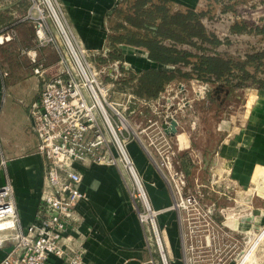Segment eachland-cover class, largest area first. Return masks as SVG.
<instances>
[{"label": "built area", "instance_id": "2783aa9c", "mask_svg": "<svg viewBox=\"0 0 264 264\" xmlns=\"http://www.w3.org/2000/svg\"><path fill=\"white\" fill-rule=\"evenodd\" d=\"M26 20L35 21L37 42L52 45L60 59L53 66L38 64L34 68L42 88L29 114L38 140L37 153L44 159L41 206L34 223L23 228L13 186L0 188V251L4 253L0 264H83L82 253L75 251V242L67 235L80 223L77 206L87 199L81 191L80 168L91 166L119 172L148 247L153 253L155 240L160 261L170 264L158 229L162 212L153 208L130 154L134 143L172 194L170 211L178 214L182 264H239L247 250L239 251L235 235L244 233L241 223L247 215L245 208L230 197L226 172L214 163L205 184H198L196 179L195 189L189 187L181 166L183 154L193 160L186 131L188 114L197 102L207 99L211 86L192 78L167 88L156 100L138 98L117 87L124 76L122 70H130L129 66L118 61L97 65L92 59L107 57L110 49L87 51L74 37L58 0H33ZM229 21L230 25L237 22ZM12 39L11 32L1 35L0 44ZM28 56L33 57L30 52ZM173 123L176 133L171 135L166 130ZM195 125L192 123L191 128ZM203 190L223 198L224 205L213 201L204 205ZM232 203L238 208L230 206ZM232 210L236 212L230 219L236 225L228 223Z\"/></svg>", "mask_w": 264, "mask_h": 264}, {"label": "crops", "instance_id": "0c3cea01", "mask_svg": "<svg viewBox=\"0 0 264 264\" xmlns=\"http://www.w3.org/2000/svg\"><path fill=\"white\" fill-rule=\"evenodd\" d=\"M168 1L175 11H202L198 0ZM58 2L74 37L87 51L109 48L110 20L123 0ZM32 6L33 0H0V36L12 32V27L22 28ZM12 48V44L1 48L20 59L0 63V188L7 184L13 186L20 222L27 228L36 219L44 190V159L37 153L38 140L29 114L30 106L40 99L42 87L34 68L38 64L53 66L60 55L53 47L46 48L39 61L32 63L33 60L25 58L21 48L16 45ZM121 49L125 63L137 73L149 69L173 71L172 67L149 61L144 49L129 46H121ZM29 50L36 58V47ZM240 93L225 94L241 105L224 128L227 134L224 133L214 163L222 166L228 176L232 200L236 205L245 206L244 210L249 209L253 216L247 215L246 221L241 223L246 230L253 224L261 227L264 224V91L246 89ZM130 154L153 208L162 212L158 225L161 230H167L176 253L173 264H182L178 214L170 211L172 194L136 143L130 146ZM80 171L83 176L81 191L87 199L77 206L80 223L70 229L67 236L75 242V251L82 253L83 264H160L157 254L148 247L144 228L119 172L101 166L80 168ZM234 212L236 210L229 212V219L233 218ZM230 220L228 223L237 224ZM3 257L4 253L0 251V259ZM54 264L63 263L55 261Z\"/></svg>", "mask_w": 264, "mask_h": 264}, {"label": "trees", "instance_id": "16d2710c", "mask_svg": "<svg viewBox=\"0 0 264 264\" xmlns=\"http://www.w3.org/2000/svg\"><path fill=\"white\" fill-rule=\"evenodd\" d=\"M215 2L226 15L236 13L240 0ZM212 19L206 11H175L168 0H123L110 20L111 52L107 57L92 60L99 66L124 63L121 46H129L146 50L149 61L158 66L172 67L171 72L122 70L124 76L117 82L118 89L146 100H156L167 88L192 78L208 83L216 96L246 89L264 91V46L242 57L223 53L222 48L230 44L229 38L223 39L210 31ZM228 31V36L253 32L264 35V27L253 30L244 21L231 24ZM180 159L183 172L195 181L198 166L188 154Z\"/></svg>", "mask_w": 264, "mask_h": 264}, {"label": "rangeland", "instance_id": "374dc122", "mask_svg": "<svg viewBox=\"0 0 264 264\" xmlns=\"http://www.w3.org/2000/svg\"><path fill=\"white\" fill-rule=\"evenodd\" d=\"M39 1L42 2L43 0ZM198 1H200L199 10L206 11L211 17H213L208 25L210 31L213 33H217L223 39L229 38L228 41L230 42V44L222 48L223 53H227L228 55L234 57H242L253 49L262 48V46H264V35H258L256 34V32L241 36H228V30L230 27L229 20L231 19L237 22L244 21L249 26H251L253 30L258 27L263 28L264 0H240L239 5L236 7V14L230 13L226 15L222 14V7L216 4L215 0ZM50 23L52 22L50 21ZM23 24L24 25L22 28H19L17 26V29H15V27H12V41L5 42V44H0V63H4V61L6 60L14 61L20 59L14 53L10 54L8 52L5 53L4 50L2 51V46H10L12 44L13 48H15L16 45V47H19L23 50L24 56H26L25 58H28L31 61L32 58H34V60H37V62L39 61L38 58L40 57V55L45 54L44 49L52 48V45L42 46L37 42L35 21H25L23 22ZM30 47H36V58L34 57L33 52H31L32 50H29ZM28 52L33 55L32 58L28 56ZM37 78L38 80H40L39 77ZM240 91L237 92L240 93ZM238 105L240 106L241 104H239L237 100L234 101L233 99H231V97H226L224 93H221V95L219 96L210 93L205 101L199 103L197 102L193 106V109L189 112L186 131L189 137L188 139L190 141L191 150L193 151V161L200 164L195 171V181L188 179V185L190 188L194 187L195 189H197V184L195 183L196 179L198 181V184H205V179L208 178L212 162H215L216 153L222 145L225 134H227L224 128L228 125L230 116L234 115V113H238ZM194 122L196 123L195 129H192L191 124ZM201 197L204 205H208L212 201L220 206L224 205L223 198L209 194L207 195L204 190L201 191ZM243 208H245V206ZM246 211V215L251 217L252 214L249 212V209H247ZM263 228L264 224L262 227L253 224L252 228H247L243 231L244 233L236 234L235 236L237 239H239L240 242L239 251L243 249L249 251L251 247V239L254 238L255 235L260 234ZM158 229L163 240L165 251L167 252V255L169 257V262L170 264H173L172 261L176 259V253L173 250L172 243H170L171 241L168 236L167 230H161L159 225ZM152 248L154 250L153 254H157V256H159V251L155 240ZM263 260L264 242H261L256 247L252 257L246 264H261L260 262ZM160 264H163V262L160 261Z\"/></svg>", "mask_w": 264, "mask_h": 264}, {"label": "bare ground", "instance_id": "6f19581e", "mask_svg": "<svg viewBox=\"0 0 264 264\" xmlns=\"http://www.w3.org/2000/svg\"><path fill=\"white\" fill-rule=\"evenodd\" d=\"M184 141V139L182 138ZM234 217V216H233ZM232 218V216H231ZM264 242V229L260 232V234H257L254 236V238L251 239V247L249 251H247L240 259L239 264H246L248 260L252 257L256 247L261 243ZM263 244V243H262Z\"/></svg>", "mask_w": 264, "mask_h": 264}, {"label": "water", "instance_id": "95a60500", "mask_svg": "<svg viewBox=\"0 0 264 264\" xmlns=\"http://www.w3.org/2000/svg\"><path fill=\"white\" fill-rule=\"evenodd\" d=\"M166 132L168 134L174 135L176 133V124L173 123L170 129L167 128Z\"/></svg>", "mask_w": 264, "mask_h": 264}]
</instances>
